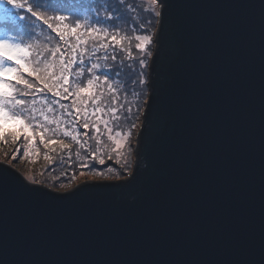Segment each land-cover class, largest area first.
Instances as JSON below:
<instances>
[{
    "label": "water",
    "instance_id": "1",
    "mask_svg": "<svg viewBox=\"0 0 264 264\" xmlns=\"http://www.w3.org/2000/svg\"><path fill=\"white\" fill-rule=\"evenodd\" d=\"M164 3L142 172L61 189L0 161L36 189L0 173V264H264V0Z\"/></svg>",
    "mask_w": 264,
    "mask_h": 264
},
{
    "label": "snow or ice",
    "instance_id": "2",
    "mask_svg": "<svg viewBox=\"0 0 264 264\" xmlns=\"http://www.w3.org/2000/svg\"><path fill=\"white\" fill-rule=\"evenodd\" d=\"M4 2L15 10H23L36 22H42L55 33L62 43H66L67 47L61 51L59 48L56 51L60 52V64L59 75L55 73L52 65L46 60H37L32 63L31 57L33 55L31 45L24 44L9 37L7 39H0V50H7V55H0V124L13 123L20 125L21 129L25 132L32 133L31 136L25 135L23 140L26 142L24 145V151L21 154L20 145L17 143L20 140L19 136L11 137V144L15 146L11 154L12 160L24 159L30 156V150L35 151L34 140L39 137V144L44 147L45 155L44 159L49 161V167L46 171H51L54 161L53 157L48 154L47 150L55 153L57 149L61 152L64 150H71L73 144L84 148L87 141H82L80 137L87 135L89 130L93 135L91 139H95L97 144L101 143L100 137L107 133V141L109 142L106 151L102 154L99 149L92 150L88 157V162L82 163L80 166L89 172H94L97 175L103 173V168L107 162L115 161L116 165H120L123 169H126L117 179L122 176H129L130 179L126 184L121 185L125 188L130 187L137 179L138 172H142L141 166L138 163L133 171L130 168V161L128 157L135 153V150L128 143L130 139V131L124 133L116 130L120 128L119 121L121 116L119 111L124 108V105H120V109L116 107H102V95L101 91L103 85H107L108 89L112 92L111 104L116 105L118 100V89L114 87L113 80H119L123 73V69L117 67L114 75H108L109 69L104 68L101 70V66L97 63H91L87 68L88 74L91 76L87 80L85 85H81L76 82L74 77H82L85 70V56H88V60L91 61L93 56L99 57L97 54L103 49L104 60L108 59L109 52L107 51L111 42L112 46L122 44V38H118V35H109V29L106 26H97L100 21L97 19L95 22L85 21L83 31L77 33V29H81L80 22L75 24V27H71L65 23L71 13L48 15V12H57L56 4L58 0H48L49 7L44 8L41 5V0H35L34 3H30L29 0H4ZM125 3V0H119L116 7L112 8L106 19L112 21L114 18H119L120 7ZM150 7L152 13H154L155 23L159 25L156 34H146L141 27V34L135 36V48L140 54L138 63L139 71L132 68V74L135 78L126 81L124 83V90L127 91L129 86H139L140 93H143L145 89L150 91V95H146L141 108L139 104L140 93H137L136 114L132 116V119L141 120V133L138 135L137 144H140V137L143 135L146 126V119L152 101V79L146 73L150 70L151 64L147 58L153 56L151 46L153 44L159 45V36L162 24V11L166 7L164 0H150ZM97 16L100 13H96ZM25 21V15L13 16L5 14L3 19L0 20V32H4L6 29L2 25L17 26V21ZM55 20L62 27H54L51 21ZM147 26L150 29L153 24V17L149 16ZM115 28L116 25L114 24ZM70 29L71 33L75 36V46L71 43L72 37L66 38V31ZM85 32L89 37H99V41L96 47L93 48L91 55H88L87 48L84 47L82 51H78L84 45L88 43L84 39ZM118 32V29H117ZM123 50V49H121ZM68 59L65 56L68 55ZM13 53H15L13 55ZM132 53L129 51V55ZM55 57L56 52L52 53ZM10 57V58H9ZM117 59L116 55H112V60ZM41 63L44 64V68L41 69ZM76 65H79L73 73V69ZM130 67V66H129ZM29 77H33L36 83L29 80ZM46 90V91H45ZM46 94H50L52 99L45 98ZM31 96V100L27 97ZM71 98V103L65 104L61 101H68ZM39 105V107H38ZM91 105V111H88V106ZM131 114V109H128ZM111 113V116L108 114ZM73 118L68 120L66 118ZM125 120L129 119V116L124 117ZM72 125H77L73 128ZM103 125V131L101 129ZM131 128H135V123L130 125ZM83 129V133L80 129ZM71 141L68 142V141ZM3 143H8V138H2ZM54 146V147H53ZM127 146V147H126ZM139 159V153H136ZM8 154L5 153V156ZM107 156V161L105 160ZM123 158V163H122ZM97 162L99 168L96 166ZM108 170L112 171L109 164ZM0 173L6 176H11L13 179L19 181L20 185L25 188L23 182L19 178L10 173L7 168H0ZM83 174V173H82ZM25 179L29 182H34L32 177L26 176ZM61 189L70 187L68 184H61ZM26 189V188H25ZM33 191L36 189H26ZM78 191V190H77ZM73 192L72 194H74Z\"/></svg>",
    "mask_w": 264,
    "mask_h": 264
},
{
    "label": "trees",
    "instance_id": "3",
    "mask_svg": "<svg viewBox=\"0 0 264 264\" xmlns=\"http://www.w3.org/2000/svg\"><path fill=\"white\" fill-rule=\"evenodd\" d=\"M30 3H34L35 0H29ZM119 3V0H58V3L55 5L58 9L57 12H48V15H56V14H65L71 13L70 18L65 21L71 27H75V24L80 22L82 27L81 29H77V33L83 31V26L85 21L95 22L97 19L100 21L99 26H106L109 29V35H118V38H122V44L112 46L111 42L109 41V56L107 60L102 58L103 56V49L97 54L101 58H97V56H93L91 61L88 60V56H85V70L84 75L82 77H74L76 82L81 85H85L87 80L91 78V76L87 72V68L90 66L91 63H97L101 66V70L104 68L109 69L108 75L113 76L115 69L120 67L123 69V73L120 76L119 80H113L114 87H116L118 91V100L116 105L111 104L112 100V92L108 89L107 85H103L101 91L103 92L102 95V107H116L120 109V105L123 104L124 108L119 111V115L121 116L120 128L116 129L122 132H126L132 123L136 122V119H132L131 117L136 114L134 110L131 114H129L128 109H131L132 102L135 101V105L137 104V93H140L139 86H132L130 85L128 90H124V83L129 81L134 77L132 74L131 69L135 68L139 71L138 63L140 59V54L138 53L137 49L135 48V36L137 34H141L140 30L143 26V31L146 34L153 33L156 28L155 18L150 11L146 7V3L142 0H125V3L120 7V12L118 14L119 18H114L112 21H108L106 19L109 11L116 7ZM41 5L44 8H48V0H41ZM100 13L99 16L96 13ZM25 15V21H17V26L13 27L11 25H2L6 30L4 32H0V39H7L9 37L13 38L14 40L31 45L32 50V63H35L37 60L46 59L49 63L54 64V71L57 75H59V64H60V52L56 51L58 48L63 51L66 47V43H62L59 37L53 33L50 29L47 28L45 24L42 22H36L33 18H31L28 14L24 13L23 10H15L8 6L4 0H0V20L3 19L4 15ZM149 16L153 17V24L149 29L147 26V19ZM54 27L60 26L58 22L55 20L51 21ZM116 25L114 28L113 25ZM118 29V32H117ZM66 38L71 36V43L75 46V36L71 33L70 29L65 33ZM84 39L88 41L86 45H84L78 51H82L84 47L87 48L88 55H91V52L94 47L97 46L99 37H89L88 34L85 32ZM123 49V50H121ZM129 51L132 53L129 55ZM56 52L55 57H53L52 53ZM115 54L117 59L115 61L112 60V55ZM68 55L65 56V59H68ZM41 69L44 68V64L41 63ZM130 66V67H129ZM79 65H76L73 69V73L75 72L76 68ZM29 80L33 83H36L33 77H29ZM46 91V90H45ZM140 93L139 96V104L142 107L145 93ZM134 95L131 96V95ZM31 96L27 97V99L31 100ZM45 98L52 99L50 94H46ZM62 103L69 104L71 103V98L68 101H61ZM39 106V105H38ZM92 106H88V111H91ZM111 116V113L108 114L105 118ZM129 116V119L125 120L124 117ZM71 120L73 118L69 117L66 118ZM73 128L77 127V125H72ZM82 133V129H80ZM10 136L6 138H10L14 136L13 133H9ZM6 136V135H5ZM82 137V136H81ZM80 137V138H81ZM68 142L71 143L69 140ZM7 144H11V140L8 141ZM26 144L25 141L21 143V153H23V147ZM37 153L35 154V162L43 163V167L46 165V162L49 166V161L44 159L45 149L42 145L39 144L37 141ZM85 150L84 148H80L79 146L73 144L71 150H64L61 152L58 150L55 154L53 153L51 157H53V167H52V176H58L57 171L63 169L66 165L68 169H75L80 162V158L82 156V151ZM48 151V150H47ZM84 154V153H83ZM25 160V158H24ZM45 164V165H44ZM57 170V171H56ZM51 171H48L49 173ZM124 171L118 170V173L114 175L115 180L117 176H120ZM126 176V175H125ZM125 176H122L125 177ZM121 179V178H120ZM48 183V182H47Z\"/></svg>",
    "mask_w": 264,
    "mask_h": 264
},
{
    "label": "rangeland",
    "instance_id": "4",
    "mask_svg": "<svg viewBox=\"0 0 264 264\" xmlns=\"http://www.w3.org/2000/svg\"><path fill=\"white\" fill-rule=\"evenodd\" d=\"M142 1H144L146 3V7L148 9H150V11H151L150 0H142ZM153 15H154V13H153ZM156 26H157V24H156ZM155 30H156V28H155ZM155 30L152 34L155 33ZM149 34H151V33H149ZM153 47H154V44L151 46V51H153ZM147 59L149 62L150 58H147ZM50 64L52 65V68L54 70V64L53 63H50ZM146 75H147V73H146ZM146 95H147V92L145 93V97H146ZM131 96L134 97L133 94ZM145 97H144V99H145ZM134 102L135 101H133L132 105H131L132 112L134 110L136 111V105ZM143 107H144V104H142L141 108H143ZM140 123H141V117H140V119H136V122H135L136 127L135 128L130 127L126 132H124V133H128L130 131V139H129L128 143H130V145L133 149L135 148V138H136L137 132L139 130ZM101 129L103 131V125H101ZM83 131L84 130L82 129V133H83ZM9 133H13L14 135L20 137V140L17 142L20 145V151H21V143L24 141L23 137L25 135H28V136L32 135V133H30V132L23 131L21 129L20 125H18V124H13V123L0 124V141H2V138L10 136ZM92 135H93L92 131L89 130L87 135H82V137L80 138L82 141H87V143L84 146L85 150L82 151L84 154L82 153L79 165L77 167L75 166V169L74 168L68 169V166L66 165L63 169H61L59 171L56 170L58 173V176H52V171L50 173L48 171H46V169L49 167L46 162H44L46 164V165L44 164L45 165L44 167L42 165L43 163H41V162L34 163L35 162V154L37 153L36 145H37V141H39V137H36L34 140L35 151L30 150V156L26 157L25 160L19 159V158L17 160H12L11 154H12V151L14 150L15 146L12 144L0 142V161H3V162H6V163H9L11 165L19 167V173L25 174V175H30L34 182H39V183H47L48 182V184H56V185L68 184V185L73 186V187L80 185V181L114 178V175L118 173L119 169L122 171H126V169H123L120 165H116L114 160L106 163V165L103 168V173L101 175H97L94 172H89L86 169L81 168L80 165L82 163L88 162V157L90 156V153L92 150L99 149L100 153L103 154L106 151L107 146L109 144V142L107 141V133L106 132L104 133L103 136L100 137V139H101L100 144H97L95 139L90 138V137H92ZM9 140H11V137L8 138V141ZM58 150L59 149H57V151ZM23 151H24V147H23ZM5 153H7L8 155L5 156ZM48 154L51 156L53 154V152H51V150L49 149ZM104 158L107 161V156H105ZM128 160L130 161V168L132 169L133 161H134V154L129 156ZM122 163H123V158H122ZM109 164L112 168V171L108 170ZM96 166L98 168L100 167L98 162H97ZM127 177H129V176H127Z\"/></svg>",
    "mask_w": 264,
    "mask_h": 264
},
{
    "label": "clouds",
    "instance_id": "5",
    "mask_svg": "<svg viewBox=\"0 0 264 264\" xmlns=\"http://www.w3.org/2000/svg\"><path fill=\"white\" fill-rule=\"evenodd\" d=\"M15 53H13L14 55ZM0 55H7V50H0ZM10 58V57H9Z\"/></svg>",
    "mask_w": 264,
    "mask_h": 264
}]
</instances>
